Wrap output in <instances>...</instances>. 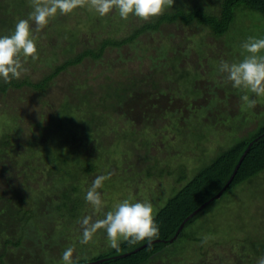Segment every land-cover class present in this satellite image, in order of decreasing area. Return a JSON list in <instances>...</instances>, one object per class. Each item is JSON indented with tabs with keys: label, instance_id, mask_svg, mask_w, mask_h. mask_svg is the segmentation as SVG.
I'll return each mask as SVG.
<instances>
[{
	"label": "rangeland",
	"instance_id": "obj_1",
	"mask_svg": "<svg viewBox=\"0 0 264 264\" xmlns=\"http://www.w3.org/2000/svg\"><path fill=\"white\" fill-rule=\"evenodd\" d=\"M22 1L25 3L21 4ZM223 1L175 0L177 6L184 3L198 5L212 14L220 13ZM16 4L22 6L20 10L16 12V5L11 4L9 14L15 16L16 20L27 19L32 11L30 0H16ZM234 12L233 23L223 37H215L202 26L175 23L162 32L142 35L134 44L109 47L101 59L86 58L54 78L45 90L25 85L0 91V135L8 132L15 139L36 135L41 143L54 149L61 147L62 151H70L74 156L91 155L92 147L84 140L87 135L85 127L92 117L86 116L88 112L76 117L78 119L72 133L77 134L78 140L73 144L72 133L69 137L65 132L57 133L58 122L53 118L58 120V112L63 105L67 102L78 103L85 92L91 96L90 102L94 104L89 109L96 105V109L104 112L100 114L106 115L94 118L101 129L109 133L108 139L106 136L99 138L101 148L106 140L109 144L112 139L121 136L123 130L132 129L128 118L137 119L135 127L138 129L148 127L143 137L129 134V138L122 134L120 144L115 141L108 148L117 153L113 157L115 161L111 157L108 166L77 180L84 199L96 177L110 174V178L98 189L106 204L103 211L95 213L84 199L81 216L73 225L64 224L65 228L62 227L69 236L63 237V242L70 241L66 249H73V260L97 256L112 249L102 229L88 244L80 243L82 228L79 221L84 216L101 219L114 204L124 199L151 202L156 215L200 169L211 164L238 141L251 139L264 128V98L249 93L250 99H256L257 104L252 109L242 110L241 96L244 93L233 88L225 74L219 72L221 61L232 63L243 59L242 44L249 37L264 38L262 12L244 5ZM145 22L135 16L124 20L115 10L105 17L88 8L76 9L69 15L58 14L46 28L35 34L39 60L32 62L29 59L25 65L28 71L19 80L42 82L58 65L84 49H95L106 38L124 39ZM159 45H174L178 50H187L186 61H177L174 65L168 59L174 53L159 58ZM184 68L191 73L181 83ZM122 81L134 86L139 101L148 98L155 101L158 108L177 109L173 114L175 117H172V112L165 116L154 110L150 113L152 108L150 111L147 109L146 115L138 113L136 116L124 115L121 113L123 111L117 114L112 109L105 111L100 106L103 94L109 85L117 87ZM184 87L190 88L187 95ZM141 90L144 93L138 92ZM161 94L165 95L164 98L157 99L156 96ZM50 123H53L52 127H46ZM95 129L98 131L97 127ZM151 141L152 145H149ZM98 152L96 149L92 156ZM38 174L39 180L26 188L29 195L39 187L44 196L41 189H47V181H44L47 175L42 171ZM14 179L15 183L12 184ZM20 183V178L13 176L0 178V194L6 195L12 189H20ZM10 206L0 201V215L8 213ZM49 218L46 213V220L43 219L44 224L39 230L34 227L24 230L21 247L10 246L11 249L6 251L7 264H63L64 251L60 254L58 247L62 241L57 233L61 229L60 222ZM187 230L203 237L204 241L186 240L178 248L161 253L152 264H252L254 256L250 242L245 240L259 231L264 243V176L253 185L243 184L227 192L212 205L209 214ZM13 233L7 236H14ZM84 246L90 252L82 249ZM3 252L4 243L1 242L0 254Z\"/></svg>",
	"mask_w": 264,
	"mask_h": 264
},
{
	"label": "trees",
	"instance_id": "obj_2",
	"mask_svg": "<svg viewBox=\"0 0 264 264\" xmlns=\"http://www.w3.org/2000/svg\"><path fill=\"white\" fill-rule=\"evenodd\" d=\"M11 1L4 2L0 0V36L11 35L18 22L15 16L13 17V15L9 14V11L11 4L16 5V12L19 11L22 6L16 4V0ZM23 3L25 2L22 1L21 4ZM241 5L264 14V0H224L219 14H212L198 5L193 6L184 3L183 6H177V2H175L173 7L167 9L163 15L153 20L146 21L124 39L106 38L98 44L97 48H86L73 58L67 59L65 62L58 65L42 82L32 83L28 79H14L10 83H5L0 80V91L6 92L10 87L21 88L25 85L34 87L37 90H45L54 78L69 67L82 63L86 58L91 57L95 60L101 59L109 47H122L125 44H134L142 35L162 32L166 27L175 23H182L186 26H202L208 29L215 37H223L233 23L235 18L234 10ZM177 48L178 47L174 45H159L157 47L159 53L161 52L159 58L162 55L166 57L170 56V53H174L168 58L170 62L186 61L185 53L187 50H178ZM174 65H176V63ZM182 73H184V77L181 83H184L185 77L189 76L191 72L184 68ZM157 86L158 85H156V87ZM185 89L184 93L187 95L190 88L188 87ZM138 92L144 93L143 90ZM145 93L148 94L147 92ZM164 96V94H161V96H156V98L163 99ZM90 97L91 96L85 92L78 103L77 101L76 103H65L63 108L58 112L60 114L58 120L53 118V120L58 122L57 133L65 132L69 137L76 124L75 122H77L78 118L76 117L84 112H88L86 116H91L92 118L88 120V124L85 127L87 135L84 142L92 147V150L89 152V155L91 154L89 157H81L80 155L74 156L70 151H62L61 147H56V149H54L43 144V142L41 143L39 137L36 135H32L27 139H15V137L8 132L0 135V178L3 179L6 176H13L17 179L20 178L21 182L20 189H12L10 192L8 191L9 193L6 195L0 194L1 203L11 204L10 208L8 207V213L2 216L0 215V243H4V252L0 254L1 264H7L5 261V259L8 258L6 251L11 249L10 246L14 248L21 247L25 229L29 227H34L35 230L41 229L44 224L43 219L46 213L50 217L49 220L60 222L61 229L58 230L57 233L59 236L61 235L62 241L58 247L61 249L60 254L65 251L70 241L67 243L63 242V237L65 238L66 236L69 238L64 231V224L72 223L73 225L75 223L74 221L81 216L85 203L81 193V186L77 180L80 178L83 179V175L94 173L98 168L106 167L110 164V158L116 156L117 153L110 151L108 148L115 141L119 145V139L123 137L122 134L126 137H129V134H139L141 137L146 135L144 132L148 130V127L138 129L135 127L137 119L128 118V122L133 125L132 129L123 130L121 136L118 135L115 139H112L109 144L107 142L108 140H106V143L103 141L105 145L101 148L99 138L106 136V139H108L109 133L106 134L104 128L101 129L100 124H98L97 120L94 118L96 116L106 115L100 114L104 112L96 109V105L94 108L92 107V109H89V107L94 105L90 102ZM101 99L100 106H102L105 111L107 109H112V111H116L115 113L117 114H119V111H123L121 113L127 116H136L138 113L146 115L147 109L150 111V108H152L150 113L154 110L163 116L172 112V117H175L173 114L177 112V109L173 110L167 107L162 109L161 107L158 108L155 101L153 102L148 98H142V100L139 101L134 86L124 81L118 83L117 87L109 85ZM97 108L99 107L97 106ZM147 114L148 116L150 115L149 112ZM52 124L53 123H50L46 127H52ZM91 125H95L98 131ZM94 130H96V133ZM77 140V134L75 132L72 133L71 143L73 144ZM140 141L141 140L138 142ZM138 142L136 141V143ZM251 143L250 150L242 161L232 182L223 192V195L220 198H215L209 205L189 218L178 237L174 239L182 222L224 188ZM149 145H152V141ZM96 149H98L99 152L92 156ZM124 152H126V150ZM125 154L126 153H124V155ZM113 161H115L114 158ZM39 171L46 172L47 176L44 177V181H47V189H41L44 196L41 195L39 187L37 190H34L33 194L29 195L26 188H30L32 182L39 180L37 177ZM263 176L264 128L253 138L242 139L232 147L223 151L211 164L200 169L184 187L178 190L175 195L168 200L166 205L155 215V221L159 227V235L153 240H158L157 242L149 244L136 252H134V250L150 241L144 240L136 244L121 242L118 250L112 248L106 253L91 257H79L75 258L73 261L75 264H152V261L158 258L161 253L169 251L170 248H178L186 240L194 242L204 241L203 237L189 232L187 230L188 227L201 220L206 214H209L212 205L221 199L227 192L233 191L243 184L253 185L256 183L257 179ZM14 183L15 179L12 184ZM9 188L10 187L6 188L5 191ZM19 229L20 232L18 233L17 230ZM12 232H14V236H7ZM172 239H174L173 242H170ZM250 239L245 241L250 242V250L254 256V259L252 258V264H254L255 262L257 263V260L261 256H264V243L259 231L255 232ZM82 249L90 252V249L85 246ZM200 256L203 257L202 252H200ZM100 260L102 261L100 262ZM96 261L99 262L95 263Z\"/></svg>",
	"mask_w": 264,
	"mask_h": 264
},
{
	"label": "clouds",
	"instance_id": "obj_3",
	"mask_svg": "<svg viewBox=\"0 0 264 264\" xmlns=\"http://www.w3.org/2000/svg\"><path fill=\"white\" fill-rule=\"evenodd\" d=\"M174 3L175 0H30L32 11L28 18L18 20L11 35L0 36V80L10 83L21 79L28 71L25 65L29 59L32 62L39 60L35 34L46 28L58 14L69 15L76 9L88 8L105 17L115 10L124 20L135 16L150 21L163 15ZM242 49L243 59L232 63L221 61L219 72L225 74L233 88L244 93L242 110H246L257 104L256 99H250L249 93L264 98V38L249 37ZM109 178L110 174L96 177L86 191L84 199L97 214L106 206L98 189ZM79 223L82 228L80 243L88 244L102 229L107 234L109 246L117 250L121 242L136 244L151 241L159 235L153 206L148 201L124 199L105 212L103 218L93 220L87 215ZM62 260L63 264H75L71 247L65 249ZM257 264H264V256Z\"/></svg>",
	"mask_w": 264,
	"mask_h": 264
},
{
	"label": "water",
	"instance_id": "obj_4",
	"mask_svg": "<svg viewBox=\"0 0 264 264\" xmlns=\"http://www.w3.org/2000/svg\"><path fill=\"white\" fill-rule=\"evenodd\" d=\"M252 143L250 144V146L247 148V150L245 151V153L243 154L242 158L240 159L238 165L236 166L231 178L229 179V181L227 182V184L224 186V188L213 198H211L209 201L205 202L203 205L200 206V208H198L197 210H195L192 214H190L189 217H187L181 224L180 228L178 229L174 239H176L179 235V233L181 232V230L183 229V227L185 226L186 222L188 221L189 218L193 217L194 215H196L201 209L205 208L207 205H209L215 198H220L222 195H223V192L228 188V186L230 185V183L232 182L233 178L235 177L242 161L244 160L245 156L247 155L248 151L250 150V147H251ZM170 240V242H173V240ZM158 240H153V241H150L149 243L145 244V245H142L140 246L139 248H137L136 250H134V252L136 251H139L141 249H143L144 247H146L147 245L149 244H152V243H155L157 242ZM102 260H100L101 262ZM99 261H96L95 263H98Z\"/></svg>",
	"mask_w": 264,
	"mask_h": 264
},
{
	"label": "flooded vegetation",
	"instance_id": "obj_5",
	"mask_svg": "<svg viewBox=\"0 0 264 264\" xmlns=\"http://www.w3.org/2000/svg\"><path fill=\"white\" fill-rule=\"evenodd\" d=\"M164 253H166V252H164Z\"/></svg>",
	"mask_w": 264,
	"mask_h": 264
}]
</instances>
